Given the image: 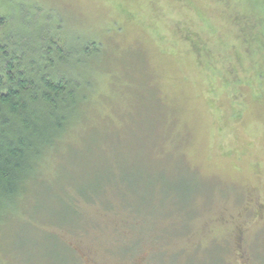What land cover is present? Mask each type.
Returning <instances> with one entry per match:
<instances>
[{"label":"rangeland","instance_id":"rangeland-1","mask_svg":"<svg viewBox=\"0 0 264 264\" xmlns=\"http://www.w3.org/2000/svg\"><path fill=\"white\" fill-rule=\"evenodd\" d=\"M0 10L98 53L83 122L3 220L0 264H264V0Z\"/></svg>","mask_w":264,"mask_h":264},{"label":"trees","instance_id":"trees-1","mask_svg":"<svg viewBox=\"0 0 264 264\" xmlns=\"http://www.w3.org/2000/svg\"><path fill=\"white\" fill-rule=\"evenodd\" d=\"M2 12L0 227L5 218L23 214L18 213L26 198L20 195H25L27 181L40 175L47 153L83 122L91 91L90 71L98 54L94 42L80 46L75 37L66 36L60 20L39 22L29 16L18 20L13 12ZM72 44L76 50L69 49ZM103 186L99 183L100 195ZM67 249L74 254L73 262L81 263L75 251Z\"/></svg>","mask_w":264,"mask_h":264},{"label":"flooded vegetation","instance_id":"flooded-vegetation-1","mask_svg":"<svg viewBox=\"0 0 264 264\" xmlns=\"http://www.w3.org/2000/svg\"><path fill=\"white\" fill-rule=\"evenodd\" d=\"M243 264H247V263H243Z\"/></svg>","mask_w":264,"mask_h":264}]
</instances>
